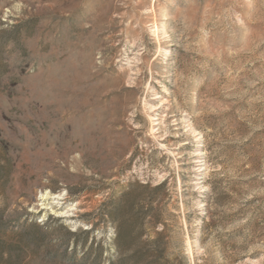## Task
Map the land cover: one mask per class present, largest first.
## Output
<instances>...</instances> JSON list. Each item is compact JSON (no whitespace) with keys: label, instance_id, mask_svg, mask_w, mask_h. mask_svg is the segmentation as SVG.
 Segmentation results:
<instances>
[{"label":"rangeland","instance_id":"374dc122","mask_svg":"<svg viewBox=\"0 0 264 264\" xmlns=\"http://www.w3.org/2000/svg\"><path fill=\"white\" fill-rule=\"evenodd\" d=\"M0 264H264V0H0Z\"/></svg>","mask_w":264,"mask_h":264}]
</instances>
